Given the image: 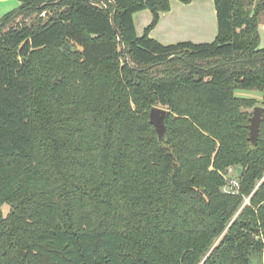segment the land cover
<instances>
[{
  "label": "trees",
  "instance_id": "obj_1",
  "mask_svg": "<svg viewBox=\"0 0 264 264\" xmlns=\"http://www.w3.org/2000/svg\"><path fill=\"white\" fill-rule=\"evenodd\" d=\"M18 1L0 20V264H264V0H214V42L171 45L151 37L171 0Z\"/></svg>",
  "mask_w": 264,
  "mask_h": 264
},
{
  "label": "crops",
  "instance_id": "obj_2",
  "mask_svg": "<svg viewBox=\"0 0 264 264\" xmlns=\"http://www.w3.org/2000/svg\"><path fill=\"white\" fill-rule=\"evenodd\" d=\"M3 1L6 0H0V2ZM211 2L212 0H193L190 4H184L178 0H171L170 10L162 12L159 24L151 31V37L162 45L176 44L181 41H191L196 44L208 43L200 41H206L209 34L212 38L214 29H218L217 13L214 9L209 13L208 18H204L205 14L202 13L204 11L197 6L207 3L211 7ZM134 15L136 33L138 36H142L145 28L152 21L151 12L145 9ZM136 25H140V32ZM262 29L264 30V23Z\"/></svg>",
  "mask_w": 264,
  "mask_h": 264
},
{
  "label": "water",
  "instance_id": "obj_3",
  "mask_svg": "<svg viewBox=\"0 0 264 264\" xmlns=\"http://www.w3.org/2000/svg\"><path fill=\"white\" fill-rule=\"evenodd\" d=\"M113 4H114V9H116V4L115 2L112 0ZM114 24V23H113ZM121 48L123 49V38H121ZM65 47L67 49L71 50V47L69 44H66ZM168 111L159 107H154L150 110L149 113V118H150V122L151 124L155 127L157 135H159V139L163 140L165 137V133H166V115H167ZM253 116L250 119V125H249V133H250V144L251 147H255L257 145L258 142V138L260 136V125L262 124V122H264V107L262 106H256L253 108ZM237 172L239 174V176L242 175L243 173V168L242 167H238L237 168Z\"/></svg>",
  "mask_w": 264,
  "mask_h": 264
},
{
  "label": "rangeland",
  "instance_id": "obj_4",
  "mask_svg": "<svg viewBox=\"0 0 264 264\" xmlns=\"http://www.w3.org/2000/svg\"><path fill=\"white\" fill-rule=\"evenodd\" d=\"M210 5H211V7H209V5L207 3H202V4L197 6V8H200L202 11H204V12H202V13L205 14L204 18H208L209 17V13L214 11V9H215L214 0H212ZM20 6H21V2H19L18 0H6V1L0 2V20L5 15H7L8 12L13 11L15 9H18ZM19 21H20V19H17V22H19ZM263 23H264V15L262 16L261 22L259 23V26H258L261 48L262 47L264 48V30L262 29ZM137 29H138V32H140V30H141L140 25L137 26ZM216 37H217V30L215 28L214 29V33L212 35V38L210 37V34H209L208 37H206V39H207L206 41H200V42L213 43L214 40L216 39ZM236 93H237L238 96H241L243 98H249V99L250 98H256L259 101L262 100V94L258 90H250V91L237 90ZM258 106H261V105H258ZM4 209L6 211L8 210L7 207H5Z\"/></svg>",
  "mask_w": 264,
  "mask_h": 264
},
{
  "label": "built area",
  "instance_id": "obj_5",
  "mask_svg": "<svg viewBox=\"0 0 264 264\" xmlns=\"http://www.w3.org/2000/svg\"><path fill=\"white\" fill-rule=\"evenodd\" d=\"M43 15L44 13L42 14V16ZM223 176L225 179L224 192L233 195L238 194L240 190V176L237 172V168L229 167L226 171L223 172ZM249 199L250 197L244 199V205L242 208H244L246 205H250Z\"/></svg>",
  "mask_w": 264,
  "mask_h": 264
}]
</instances>
